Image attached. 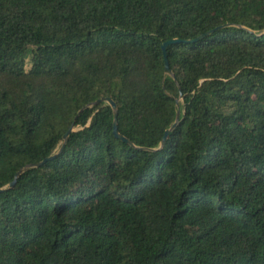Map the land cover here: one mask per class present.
Returning <instances> with one entry per match:
<instances>
[{"label": "trees", "instance_id": "16d2710c", "mask_svg": "<svg viewBox=\"0 0 264 264\" xmlns=\"http://www.w3.org/2000/svg\"><path fill=\"white\" fill-rule=\"evenodd\" d=\"M0 190V264H264V0H0Z\"/></svg>", "mask_w": 264, "mask_h": 264}, {"label": "water", "instance_id": "95a60500", "mask_svg": "<svg viewBox=\"0 0 264 264\" xmlns=\"http://www.w3.org/2000/svg\"><path fill=\"white\" fill-rule=\"evenodd\" d=\"M227 27V26H226ZM219 30V29H218ZM216 30L214 31H211L210 33L206 34V35H203L201 37H199L198 39H195V40H190V41H181V40H178V39H174V40H170V41H167L165 42L163 45H162V49H163V52H164V59H165V73L166 75L170 76V77H175L174 76V73L172 72L171 68H170V65H169V59H168V47L170 45H173V44H177V43H180V42H184V43H195V42H198V41H203L205 39H207L208 37L212 36L214 33H215ZM183 98V96L181 95V99ZM107 103L113 110V113H114V134L122 139L124 142H127L129 144H132L128 139H126L125 137H123L122 135L119 134L118 132V124H117V115H118V107L116 105V103L111 99V98H103L101 100H98L96 101L95 103H92L91 105H88L85 109L87 108H90V107H93V106H96L100 103ZM177 105L179 106V101H177ZM179 119H180V112L178 111L177 112V116H176V122L171 126L170 129H168L166 132H165V136L162 140V143H161V146H164L166 141H167V138L169 136V134L176 128V126L178 125L179 123ZM73 127L68 131V133L64 136V139H67L68 136L73 132ZM29 167H32V166H29ZM23 172V170L18 173L16 175V178L15 180L10 184V188H13L14 185L16 184V181L18 179V177L20 176V174ZM3 191V190H0V192Z\"/></svg>", "mask_w": 264, "mask_h": 264}]
</instances>
